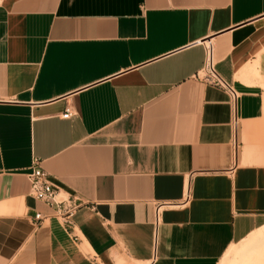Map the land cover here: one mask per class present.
I'll use <instances>...</instances> for the list:
<instances>
[{
	"label": "crops",
	"instance_id": "obj_1",
	"mask_svg": "<svg viewBox=\"0 0 264 264\" xmlns=\"http://www.w3.org/2000/svg\"><path fill=\"white\" fill-rule=\"evenodd\" d=\"M263 229L264 0H0V264H264Z\"/></svg>",
	"mask_w": 264,
	"mask_h": 264
},
{
	"label": "built area",
	"instance_id": "obj_2",
	"mask_svg": "<svg viewBox=\"0 0 264 264\" xmlns=\"http://www.w3.org/2000/svg\"><path fill=\"white\" fill-rule=\"evenodd\" d=\"M198 76L208 84L228 92L232 101L235 102L237 94L232 86L216 72L210 56L209 47L206 50L204 65ZM70 115H72L71 110L66 108L62 116L69 117ZM27 177L29 181V194L35 199L45 203L52 210V213L49 215L36 212L34 215L36 224H40L49 216L53 215L66 228H71L73 225V217L81 204L80 199L75 195L61 192L59 188L54 185L50 174L42 169L36 161H33V165L27 173Z\"/></svg>",
	"mask_w": 264,
	"mask_h": 264
},
{
	"label": "bare ground",
	"instance_id": "obj_3",
	"mask_svg": "<svg viewBox=\"0 0 264 264\" xmlns=\"http://www.w3.org/2000/svg\"><path fill=\"white\" fill-rule=\"evenodd\" d=\"M264 230V229H263ZM262 232H264V231H262ZM264 235V234H263Z\"/></svg>",
	"mask_w": 264,
	"mask_h": 264
}]
</instances>
